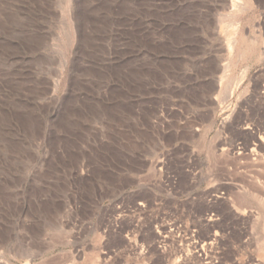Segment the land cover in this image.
<instances>
[{"label": "rangeland", "instance_id": "1", "mask_svg": "<svg viewBox=\"0 0 264 264\" xmlns=\"http://www.w3.org/2000/svg\"><path fill=\"white\" fill-rule=\"evenodd\" d=\"M0 264H264V0H0Z\"/></svg>", "mask_w": 264, "mask_h": 264}, {"label": "bare ground", "instance_id": "2", "mask_svg": "<svg viewBox=\"0 0 264 264\" xmlns=\"http://www.w3.org/2000/svg\"><path fill=\"white\" fill-rule=\"evenodd\" d=\"M242 6H243V5H242ZM242 8H243V7H242ZM238 9H239V8H238ZM228 44H229V43H228ZM230 82H231V81H230ZM231 84H232V83H231ZM226 88H227V89H225V91L227 90L226 92L230 94L231 91H232V90H231L232 88L230 87V84H229L228 87H226ZM230 90H231V91H230Z\"/></svg>", "mask_w": 264, "mask_h": 264}]
</instances>
